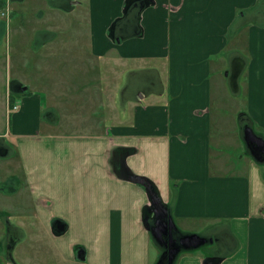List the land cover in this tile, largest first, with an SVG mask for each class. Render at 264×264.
Listing matches in <instances>:
<instances>
[{
  "label": "crops",
  "instance_id": "crops-1",
  "mask_svg": "<svg viewBox=\"0 0 264 264\" xmlns=\"http://www.w3.org/2000/svg\"><path fill=\"white\" fill-rule=\"evenodd\" d=\"M75 1L68 12H76L80 22L86 16L89 29L83 44L90 55L122 64L159 62L147 69H124L150 71L159 89L150 91L149 82H136L130 96L122 95L123 118L101 130L62 137L42 129L45 120L48 125L56 120L47 108L48 93L27 87L11 94L12 77H1L5 92L0 103L17 135L28 189V203L17 204L21 238L43 214L63 220L64 229L54 237L71 231L80 238L71 239L68 250L82 246L86 264H153V242L142 220L149 204L145 189L123 179L116 165L126 153L128 168L155 184L180 231L216 239L209 252L185 251L176 264H202L211 255L222 257L219 264H264L263 165L247 151L232 162L219 145L221 138L213 145L210 77L214 58L221 66L225 57L232 58L234 40L236 46L245 44L250 68L253 63L245 91L264 126V0H147L127 9V0H83L84 7ZM46 32L42 46L56 38L50 27ZM5 33L0 25V41ZM125 82L115 83V94L128 86ZM67 90L82 93L83 87L71 84ZM8 134L0 133V141L12 149ZM44 140L60 148H41ZM220 226L224 239L218 240L214 232Z\"/></svg>",
  "mask_w": 264,
  "mask_h": 264
},
{
  "label": "rangeland",
  "instance_id": "rangeland-1",
  "mask_svg": "<svg viewBox=\"0 0 264 264\" xmlns=\"http://www.w3.org/2000/svg\"><path fill=\"white\" fill-rule=\"evenodd\" d=\"M80 1L84 7V1ZM59 2L66 4V0H8V3L7 0H0V10L2 8L5 12V6H7V14H0V25L5 27L6 31L0 41V63L3 64L0 65V79L6 75L27 86L28 91L36 89L48 93L47 108L50 109L49 111L53 109L56 120L55 124L49 125L45 120L42 129L45 131L49 128L48 131L68 137L69 134L101 130L111 120L123 118V113L120 112L122 99L133 93L134 83L149 82L146 86L148 90H158L159 87L150 71L128 73L129 70L124 72V69L126 67L130 70L131 68L147 69L150 65L160 66V63L133 61L122 64L113 62L109 58L101 59L100 56L90 55L89 46L83 44L88 38L89 29L86 16L84 17L83 13V20L78 21L76 12L72 14L60 9ZM49 27L54 30L56 38L54 42H49V45L42 46L40 43L48 40L46 28ZM239 39L240 42H244L241 37ZM47 47H52V50ZM244 47L246 45L243 43L241 46H236V40H234L231 59L225 57L221 66L220 60L216 58L211 62L213 145L215 143L217 146V139L221 138L219 145L223 148L222 151L229 153L232 162L237 161L240 155L247 154L239 134L244 122L249 121L258 134L264 135V126L260 125L259 120L255 118L254 104L249 101V94L245 91L246 73L248 69L253 68V63L250 68L251 54ZM76 48L80 51L75 54ZM82 55L83 59L78 60L81 58L77 56ZM234 71H236L235 76ZM162 78L165 82L164 74ZM126 80L129 83H127L128 86L119 89L123 91L122 94L121 92L115 94V83L118 87L119 81ZM71 84L77 87L82 86L83 92L76 93L74 90L68 93L67 87ZM236 85L238 89H235ZM51 90H56V94L51 95ZM4 92L5 86L1 85L0 81V97L2 95L4 97ZM17 95L22 96V94ZM1 104L0 133L9 130L6 143L12 149L6 148L0 141V189H2V192L0 191V253L4 251L5 246L1 234L3 221L18 223L21 214H16L17 204L28 203L27 184L16 148L17 135L9 129ZM48 110L45 108L43 114H46ZM2 148L5 149L4 154L1 153ZM41 148L48 150L60 147L50 140H44ZM260 165H263L264 169V163ZM17 188L20 192L16 194L14 192H17ZM60 212H65L63 206ZM58 220L61 219L46 218L41 214L30 231L25 229L27 232L25 238H21L22 232L18 233L19 239L23 240L15 252L18 264H86L80 257L82 246L78 244L74 250H68L71 239L80 241V238L73 237V232L69 231L62 237H54L56 228L54 229L53 224ZM222 227H218L214 232L218 240L224 239L221 233ZM214 244L215 242L206 243L192 251L207 253ZM155 250L157 248L153 244L150 251L153 262L158 257Z\"/></svg>",
  "mask_w": 264,
  "mask_h": 264
},
{
  "label": "water",
  "instance_id": "water-1",
  "mask_svg": "<svg viewBox=\"0 0 264 264\" xmlns=\"http://www.w3.org/2000/svg\"><path fill=\"white\" fill-rule=\"evenodd\" d=\"M141 1L148 3L147 0H127L126 9L133 2ZM71 3H76L72 0ZM115 23H111L110 31L112 32ZM119 40V37L116 38ZM27 86L23 85L17 79L9 81V89L12 92L20 93L25 91ZM142 92H138L141 97ZM240 136L244 142L246 151L259 164L264 163V136L258 134L250 124L244 123L240 129ZM126 153L121 154L116 165L121 177L125 180L140 184L144 187L149 204L143 212V225L148 230L153 242L162 248L157 260L153 264H173L181 251H190L197 249L206 243H213L216 239L212 236H205L196 232L180 231L172 215L170 214L167 204L162 200L155 184L147 177L132 172L126 165ZM64 226H58L54 231H62ZM84 251H80L81 259L84 258ZM220 256H206L202 264H219Z\"/></svg>",
  "mask_w": 264,
  "mask_h": 264
},
{
  "label": "flooded vegetation",
  "instance_id": "flooded-vegetation-1",
  "mask_svg": "<svg viewBox=\"0 0 264 264\" xmlns=\"http://www.w3.org/2000/svg\"><path fill=\"white\" fill-rule=\"evenodd\" d=\"M72 0H66V4L58 3L60 9L64 11H71L75 3H71ZM77 3V1H76ZM116 24V22H115ZM54 229L58 226H64V223L61 220L54 222ZM2 238L4 239L5 246L4 251L0 253V264H18L16 262L15 252L16 243L19 240L18 233L21 231L20 225L16 221H3L2 224Z\"/></svg>",
  "mask_w": 264,
  "mask_h": 264
},
{
  "label": "trees",
  "instance_id": "trees-1",
  "mask_svg": "<svg viewBox=\"0 0 264 264\" xmlns=\"http://www.w3.org/2000/svg\"><path fill=\"white\" fill-rule=\"evenodd\" d=\"M11 94H13V92H11ZM247 123H249V121H248ZM133 150H134V149H133ZM146 211H147V209L144 207V212H146ZM151 240H152V239H151ZM152 241H153V240H152ZM153 244H155V243L153 242ZM155 245H156V244H155ZM159 250L161 251L162 248L159 247ZM183 252H185V251H181V252L179 253V255L177 256V258H176V260H175V262H174L173 264H176L177 259L179 258L180 254L183 253Z\"/></svg>",
  "mask_w": 264,
  "mask_h": 264
},
{
  "label": "built area",
  "instance_id": "built-area-1",
  "mask_svg": "<svg viewBox=\"0 0 264 264\" xmlns=\"http://www.w3.org/2000/svg\"><path fill=\"white\" fill-rule=\"evenodd\" d=\"M1 14H2V15L7 14V6H5V12H4L3 10H1ZM14 107H16V105H14Z\"/></svg>",
  "mask_w": 264,
  "mask_h": 264
}]
</instances>
